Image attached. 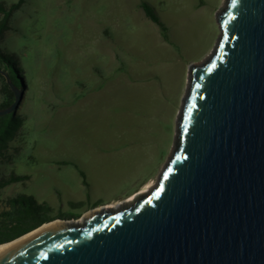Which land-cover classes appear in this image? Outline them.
Wrapping results in <instances>:
<instances>
[{
    "label": "rangeland",
    "instance_id": "1",
    "mask_svg": "<svg viewBox=\"0 0 264 264\" xmlns=\"http://www.w3.org/2000/svg\"><path fill=\"white\" fill-rule=\"evenodd\" d=\"M225 1L25 0L1 44L25 69L23 149L0 156V180L24 177L0 189V214L19 197L35 220L75 221L157 181Z\"/></svg>",
    "mask_w": 264,
    "mask_h": 264
},
{
    "label": "water",
    "instance_id": "2",
    "mask_svg": "<svg viewBox=\"0 0 264 264\" xmlns=\"http://www.w3.org/2000/svg\"><path fill=\"white\" fill-rule=\"evenodd\" d=\"M217 20L157 181L76 221L44 222L1 245L0 264H264V0H227ZM10 84L0 116L24 94Z\"/></svg>",
    "mask_w": 264,
    "mask_h": 264
},
{
    "label": "trees",
    "instance_id": "3",
    "mask_svg": "<svg viewBox=\"0 0 264 264\" xmlns=\"http://www.w3.org/2000/svg\"><path fill=\"white\" fill-rule=\"evenodd\" d=\"M25 0H18L9 6L0 4V80L2 82L0 101V109L8 108L15 101V93L11 87V83L24 90L27 87L25 69L21 65L20 58L14 54L5 51L1 44L5 38L6 31L10 30V20L14 12L22 6ZM145 14L153 22L163 27V23L154 9L147 2L141 4ZM10 82L7 79V76ZM25 115L18 113V109L11 113L0 116V156L12 157L10 151L18 154L23 149V138L21 129L25 123ZM9 154V156H8ZM24 176L12 175L8 179L0 180V189L8 184L23 178ZM18 199H25L15 197L8 201L9 209L0 214V244L10 242L17 237L37 228L48 220L33 219L34 211L32 209L22 207L18 203ZM29 199H34L30 197ZM33 201V200H32ZM34 202V201H33Z\"/></svg>",
    "mask_w": 264,
    "mask_h": 264
},
{
    "label": "bare ground",
    "instance_id": "4",
    "mask_svg": "<svg viewBox=\"0 0 264 264\" xmlns=\"http://www.w3.org/2000/svg\"><path fill=\"white\" fill-rule=\"evenodd\" d=\"M226 4H227V0L225 1V3H224V6H223V8L226 6ZM155 186H156V184L154 183L153 185H152V187L153 188H155ZM55 221H58V220H55ZM55 221H52V222H55ZM61 221H63V220H61ZM65 221V220H64ZM76 221V220H75ZM48 223H51V222H47V223H45V224H48ZM44 225V224H43ZM43 225H41V226H43ZM40 226V227H41ZM39 228V227H38ZM37 229V228H36ZM35 230V229H34ZM32 232V231H31ZM30 233V232H29ZM28 233H26V234H24V235H22V236H25V235H27ZM21 236V237H22ZM18 238H20V237H18ZM18 238H16V239H18ZM16 239H14V240H16ZM13 241V240H12ZM11 242V241H10ZM9 242H6V243H2V244H0V246L1 245H6V244H8Z\"/></svg>",
    "mask_w": 264,
    "mask_h": 264
}]
</instances>
